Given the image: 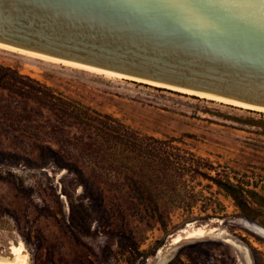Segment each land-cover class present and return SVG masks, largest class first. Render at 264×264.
<instances>
[{
	"label": "rangeland",
	"instance_id": "374dc122",
	"mask_svg": "<svg viewBox=\"0 0 264 264\" xmlns=\"http://www.w3.org/2000/svg\"><path fill=\"white\" fill-rule=\"evenodd\" d=\"M80 104L162 163L117 171ZM247 189L264 195V110L0 46V264H264Z\"/></svg>",
	"mask_w": 264,
	"mask_h": 264
},
{
	"label": "water",
	"instance_id": "95a60500",
	"mask_svg": "<svg viewBox=\"0 0 264 264\" xmlns=\"http://www.w3.org/2000/svg\"><path fill=\"white\" fill-rule=\"evenodd\" d=\"M0 43L264 108V0H0Z\"/></svg>",
	"mask_w": 264,
	"mask_h": 264
},
{
	"label": "trees",
	"instance_id": "16d2710c",
	"mask_svg": "<svg viewBox=\"0 0 264 264\" xmlns=\"http://www.w3.org/2000/svg\"><path fill=\"white\" fill-rule=\"evenodd\" d=\"M86 110L87 108L80 104V107L71 109V113L76 116L77 120L90 127L96 143L105 154L107 162L117 171L130 174L134 168L133 166L138 165L141 167L142 172L148 173L154 170L153 166L156 167L157 165L158 167L162 163L161 147L156 145L159 141L155 139H150L151 141L147 142L143 141L122 122L110 115L99 113L96 120L98 125H96V123L84 119V116H88ZM167 160H170V158H167ZM215 182L236 200H239V196L234 193L236 186L233 182L230 180L227 183L221 180ZM239 192L241 198L245 200L252 198L264 208L263 194L250 189L246 190L247 194L242 193L243 191Z\"/></svg>",
	"mask_w": 264,
	"mask_h": 264
},
{
	"label": "bare ground",
	"instance_id": "6f19581e",
	"mask_svg": "<svg viewBox=\"0 0 264 264\" xmlns=\"http://www.w3.org/2000/svg\"><path fill=\"white\" fill-rule=\"evenodd\" d=\"M0 46L5 47V49L6 48H9V49H12V50L13 49L14 50H18V51H21V52H24V53H29L31 55H35V56H38V57H41V58L50 59L52 61H58V62H61V63H65V64H68V65H72L74 67H79V68L86 69V70L97 71V72L104 73V74H107V75H112V76L127 77V76H123V75L118 74V73H114V72H110V71H105V70H102V69H97V68H94V67H90V66H86V65H82V64H78V63L64 61V60H60V59H57V58H53V57H49V56H45V55H41V54H37V53H33V52L24 51V50L17 49L15 47H11V46L4 45V44H1V43H0ZM128 78H131V77H128ZM131 79H134V78H131ZM136 80H140V79H136ZM145 82H147V81H145ZM149 83H152V82H149ZM153 84H155V83H153ZM156 85H160V84H156ZM171 88H174V87H171ZM174 89H178V90H181V91H184V92H188V93L199 94V93H195V92L188 91V90H184V89H179V88H174ZM200 95H205V94H200ZM205 96H209V97H212V98H216V99H219L220 101L221 100L222 101H225L226 103L230 102L231 104L234 103L236 105H241V106H244V107H250V108H254V109H259L261 111L264 110V108L249 106V105H246V104H242V103H239V102H236V101H231V100H228V99H223V98H220V97H215V96H210V95H205ZM254 228L259 233H261V234L264 235V230H262L261 228L256 227V226H254Z\"/></svg>",
	"mask_w": 264,
	"mask_h": 264
}]
</instances>
